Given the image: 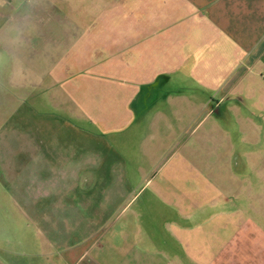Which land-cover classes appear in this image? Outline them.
<instances>
[{
    "label": "crops",
    "instance_id": "obj_1",
    "mask_svg": "<svg viewBox=\"0 0 264 264\" xmlns=\"http://www.w3.org/2000/svg\"><path fill=\"white\" fill-rule=\"evenodd\" d=\"M105 1L89 64L120 102L105 124L122 138L101 160L91 146L87 172L30 174L56 223L25 214L32 187L14 198L37 229L10 264H264L250 174L264 157V0ZM118 158L154 166L125 174Z\"/></svg>",
    "mask_w": 264,
    "mask_h": 264
},
{
    "label": "rangeland",
    "instance_id": "obj_2",
    "mask_svg": "<svg viewBox=\"0 0 264 264\" xmlns=\"http://www.w3.org/2000/svg\"><path fill=\"white\" fill-rule=\"evenodd\" d=\"M105 2L111 3L0 0V31L8 24L34 29L29 43L14 54L6 68L0 69V264H10V249L18 248V237L34 236V225L56 223L50 218L56 212L47 211L54 201L46 200L41 191L29 186L30 174L87 172L92 169L88 161L91 146L97 145L101 160L107 148L114 151L111 142L122 138L120 132L109 130L105 124L111 116L109 111L118 116L120 102L116 104V98L112 101L107 97L105 84L101 90L95 89L89 64L90 32L96 27L94 12H101ZM258 150L264 148L258 145ZM109 155L115 159V154ZM261 159L264 157L258 156L250 163V174L255 175L256 204L263 206ZM96 164L97 172L102 164ZM142 164L144 170L137 173L134 168ZM117 165L125 174H146L154 162L138 159L127 168L118 158ZM29 187L35 189L30 196ZM28 196L34 207L25 214L33 216L31 220L36 223L30 222V226L25 225L24 212L13 205L14 198L23 201L27 197V201ZM257 216L264 220V212H257Z\"/></svg>",
    "mask_w": 264,
    "mask_h": 264
},
{
    "label": "clouds",
    "instance_id": "obj_3",
    "mask_svg": "<svg viewBox=\"0 0 264 264\" xmlns=\"http://www.w3.org/2000/svg\"><path fill=\"white\" fill-rule=\"evenodd\" d=\"M33 32L31 26L20 28L15 24H8L0 31V69L6 68L12 62L14 54L29 43Z\"/></svg>",
    "mask_w": 264,
    "mask_h": 264
}]
</instances>
